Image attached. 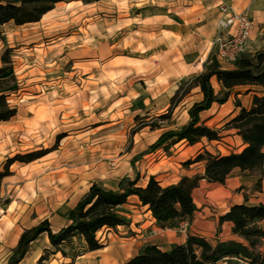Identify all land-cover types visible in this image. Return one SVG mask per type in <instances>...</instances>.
<instances>
[{"label":"rangeland","instance_id":"1","mask_svg":"<svg viewBox=\"0 0 264 264\" xmlns=\"http://www.w3.org/2000/svg\"><path fill=\"white\" fill-rule=\"evenodd\" d=\"M218 2L66 0L39 21L1 25L0 67L2 54L10 48L13 68L5 77L15 76L4 92L18 112L0 121V168L17 154L46 153L11 165L0 214L16 201L15 216L25 225L49 218L57 230L68 222L69 211L92 183L111 188L122 177L138 172L141 177L151 156L145 151L164 130L181 126L182 113L197 99L196 87L187 82L217 55L214 40L222 16ZM251 2L260 31L264 0ZM240 9L255 19L250 6ZM259 37L264 38V30ZM263 48L264 44L259 50ZM180 86L188 93L179 111L161 119ZM231 109L230 103L220 113L223 131L229 130ZM196 156L194 151L191 157ZM261 174V190L256 188L257 171L243 173L245 183L234 190L227 183L201 182L194 190L198 211L188 228L203 231L214 245L220 242V232H229L230 227H222L219 217L234 202H264V170ZM128 209L121 214L129 223ZM260 225L264 228V221ZM129 235L116 232L107 241ZM2 260L4 255L0 264ZM30 260L36 264L31 258L22 264Z\"/></svg>","mask_w":264,"mask_h":264},{"label":"trees","instance_id":"2","mask_svg":"<svg viewBox=\"0 0 264 264\" xmlns=\"http://www.w3.org/2000/svg\"><path fill=\"white\" fill-rule=\"evenodd\" d=\"M62 1L66 0H0V26L10 21L16 24L39 21ZM81 1L90 3L100 0ZM1 59L3 65L0 67V121H8L18 112V108L9 102L4 92L8 86L6 84L15 79L14 75L5 77L13 68L10 48L2 54ZM234 63L233 69H223L217 58L212 56L206 69L187 82L189 87H199L203 93L202 100L195 101L189 108L188 122L178 128L164 130L145 153L161 147L168 150L181 140L195 144L204 138L220 139V128L206 124L201 113L211 108L214 102L225 103L233 88L255 86L259 88L257 91L260 94L253 96L249 107L242 106L241 102L237 101L241 109L226 123L227 128L236 129L242 137L245 146L240 152H200L186 163L203 161L204 174L184 176L177 183L169 185H163L155 175H151L147 184L142 185L139 183V172L134 177H122L116 187L109 188L94 182L69 211L67 224L54 230L49 218H45L26 228L10 255L8 264H20L31 243L44 232L48 234L51 247L44 249L37 264H48L52 254L60 253L74 261L88 251L103 248L105 241L100 231L128 223L121 214V207L132 195L137 196L142 205L148 206L160 227L173 228L181 222L191 221L198 211L194 190L199 186L201 178L212 183H225L235 168L257 171L260 177L256 181V188L261 190V173L264 170V48L254 53H242ZM214 76L222 85V91L219 93L215 92L212 84ZM182 91L183 86H180L171 99L168 112L162 114L161 119L171 117L174 109L188 93ZM45 153L33 151L7 158L3 169L0 168V197L5 178L12 174L10 167L13 163L31 162ZM263 219L264 202L235 203L219 217V222L230 221L233 233L241 239L222 240L214 245L204 237L190 234L185 244L176 245L171 250L148 244L124 264H217L221 260H225L226 264H264V228L260 225Z\"/></svg>","mask_w":264,"mask_h":264},{"label":"crops","instance_id":"3","mask_svg":"<svg viewBox=\"0 0 264 264\" xmlns=\"http://www.w3.org/2000/svg\"><path fill=\"white\" fill-rule=\"evenodd\" d=\"M223 3L233 6V8L236 10H241L240 8L245 9L250 6L252 15L255 16L254 29L248 42L247 49L244 53H254L259 50L260 46L264 44V38H258V36L263 32L264 29L262 28L259 31L258 27H255V20L257 16L251 0H219L218 5H223ZM260 12L261 14H264V11L262 9ZM218 16H221V13ZM259 20L264 21V17L259 15ZM219 63L223 69H233L235 67L234 62L224 61L220 59ZM212 84L216 93L222 91V85L221 83H219L217 77H212ZM257 90H259V88L255 86H239L233 88L228 100L223 104L214 102L211 108H209L208 110H204L201 113L202 119L206 122V124L212 127L220 128L221 119L219 116L222 108L231 103L232 109L228 111L229 113H227V115L229 116V120L230 118L235 116L241 109V107L238 105L233 106L232 102L238 99L241 102L242 106L249 107L251 105L253 96L255 94H260V92H258ZM196 92L197 99L191 101V103L186 107L181 115L183 119L181 125L188 122V110L191 105L195 101H200L203 98V93L199 87H196ZM179 107L180 106H177L174 111L178 112ZM220 130V139L208 140L204 138L195 144H189L187 141L181 140L173 144L168 150H165L163 154L161 153L157 157H155L154 155H156L162 149V147L156 149V152H151V156L147 160L148 165L146 166V169H144V172L140 177V180L143 179L142 185L147 184L151 175H155L163 185L177 183L184 176L193 177L198 174L203 175L205 172V165L203 161L192 162L189 164L186 163L188 160L194 159L191 157L194 151L197 155L200 152H204L206 150L214 154H229L231 152H240L244 148L245 144L242 140V137L237 133L236 129L229 128V130L226 131H223L222 129ZM167 151L170 154H166ZM1 163L2 161L0 159V165ZM195 166H199L200 168H195ZM247 171L248 170L243 171L239 168H235L228 175L225 183L220 184L227 183V185L234 190L245 183L243 173ZM259 177L260 176H258V178ZM201 182L212 183L205 178L200 179L199 185ZM195 189H197V187ZM245 201L248 203L247 199ZM245 201L239 200L234 202L233 204L242 203ZM11 204L6 207L2 215L0 214V256L4 255V260H2L1 264H8V259L17 246L23 231L26 228L35 225L31 224L28 226L21 222L20 219L15 216V209H12L13 211H10ZM125 208H129L128 210L131 211L130 213L128 211L127 214L130 220L129 223L125 225H118L115 228H106L100 231V235L104 233L106 237H102V239L105 241V246L103 248L88 251L78 256L74 261H72L71 258L62 256V254L60 253L52 254L48 261V264H124L130 258L138 254L148 244H155L163 250H171L176 245L185 244L190 234L204 237L205 239L210 241V239L203 231L192 230L188 228L189 225L187 226L186 231L181 230V225L187 221L181 222L178 226L173 228L160 227L156 219L153 217L151 211L148 209V206L142 205L139 198L135 195L130 196L128 202L121 207V213H124L122 210ZM228 210L229 209H227L224 213H226ZM196 213L194 215V218L191 221H188V224L193 223L196 217ZM263 221L264 219L261 220L260 223H262ZM220 225L222 227H224L225 225H228L230 227L229 232H220V241L229 239H241L238 235L233 233V225L230 221H224L220 223ZM62 226H60L59 228H61ZM59 228H57V230ZM116 232H119L121 235L130 233V235L129 237H123L120 241L114 240L113 243H109L107 240L111 238L113 233H115L116 235ZM50 247L51 243L48 238V234L46 232L41 233L38 238H36L31 243L28 253L20 262V264H22L25 260H29V258L35 260L37 264V261L43 254L44 249ZM98 256H101V258L95 259ZM26 264L33 263H31L30 260Z\"/></svg>","mask_w":264,"mask_h":264},{"label":"built area","instance_id":"4","mask_svg":"<svg viewBox=\"0 0 264 264\" xmlns=\"http://www.w3.org/2000/svg\"><path fill=\"white\" fill-rule=\"evenodd\" d=\"M222 16L218 20V31L214 44L217 48L216 58L219 61L235 62L247 49L254 29V20L248 10H236L225 4L221 5ZM188 222L181 225L186 231Z\"/></svg>","mask_w":264,"mask_h":264},{"label":"bare ground","instance_id":"5","mask_svg":"<svg viewBox=\"0 0 264 264\" xmlns=\"http://www.w3.org/2000/svg\"><path fill=\"white\" fill-rule=\"evenodd\" d=\"M121 1H126V0H121ZM15 206H16V201H14V202L10 205V209L12 210Z\"/></svg>","mask_w":264,"mask_h":264}]
</instances>
